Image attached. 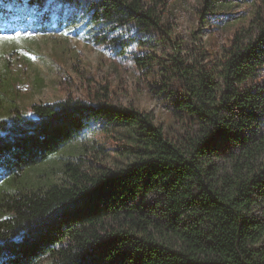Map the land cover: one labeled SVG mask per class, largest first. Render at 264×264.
Segmentation results:
<instances>
[{
    "label": "trees",
    "instance_id": "trees-1",
    "mask_svg": "<svg viewBox=\"0 0 264 264\" xmlns=\"http://www.w3.org/2000/svg\"><path fill=\"white\" fill-rule=\"evenodd\" d=\"M9 1L21 0L0 5ZM235 1L251 2H202L218 23L242 21L210 67L172 57L183 89L177 110L190 127L180 144L149 113L111 104L105 87L91 101L67 96L24 109L14 82L3 84L0 74V109L8 104L0 117V264H264V0L221 14ZM165 4L89 0L82 36L113 47L121 40L123 49L129 39L115 35L121 26L167 35ZM130 59L141 69L156 62L149 53ZM91 120L127 127L133 160L87 170L64 162L63 183L22 177ZM149 197L160 218L148 214ZM150 228L169 231L177 247Z\"/></svg>",
    "mask_w": 264,
    "mask_h": 264
},
{
    "label": "rangeland",
    "instance_id": "rangeland-1",
    "mask_svg": "<svg viewBox=\"0 0 264 264\" xmlns=\"http://www.w3.org/2000/svg\"><path fill=\"white\" fill-rule=\"evenodd\" d=\"M203 0H166L161 13V26L166 31H139L121 26L115 35L129 39L122 49L85 39L81 26L90 21L89 0H21L0 5V74L3 84L14 82L16 103L26 109L32 103H52L67 96L91 101L105 87L109 102L117 107L149 113L163 134L180 144L187 132L186 117L177 110L183 97L182 84L171 69L172 57L184 63L210 67L214 57L228 44L237 17L218 23L204 15ZM260 0H251L250 5ZM249 3L233 2L221 14L248 12ZM60 22V27L54 26ZM121 51V52H120ZM152 54L156 62L149 68H138L132 55ZM164 67V69H159ZM1 84V82H0ZM14 93V90H13ZM9 92L6 99L12 97ZM7 101V100H6ZM0 117H7L8 104L3 103ZM100 127L91 120L77 136L43 162L23 172L22 177L34 182H65L64 162L77 168L94 169L99 163L108 168L123 166L133 160L126 139L127 127L120 124ZM3 184L0 182V190ZM149 215L160 218L157 202L149 197ZM165 227V225H163ZM150 228L159 241L177 247L169 232Z\"/></svg>",
    "mask_w": 264,
    "mask_h": 264
},
{
    "label": "snow or ice",
    "instance_id": "snow-or-ice-1",
    "mask_svg": "<svg viewBox=\"0 0 264 264\" xmlns=\"http://www.w3.org/2000/svg\"><path fill=\"white\" fill-rule=\"evenodd\" d=\"M0 38L13 39V38H15V37H0Z\"/></svg>",
    "mask_w": 264,
    "mask_h": 264
}]
</instances>
